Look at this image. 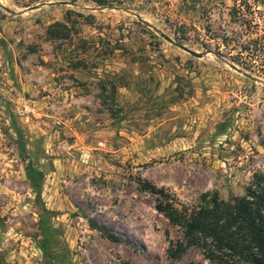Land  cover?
Returning a JSON list of instances; mask_svg holds the SVG:
<instances>
[{"label":"rangeland","instance_id":"1","mask_svg":"<svg viewBox=\"0 0 264 264\" xmlns=\"http://www.w3.org/2000/svg\"><path fill=\"white\" fill-rule=\"evenodd\" d=\"M104 1L0 0V264H219L169 256L140 181L196 204L264 169V0Z\"/></svg>","mask_w":264,"mask_h":264},{"label":"trees","instance_id":"2","mask_svg":"<svg viewBox=\"0 0 264 264\" xmlns=\"http://www.w3.org/2000/svg\"><path fill=\"white\" fill-rule=\"evenodd\" d=\"M99 3L105 5L106 1ZM140 183L145 191L156 196V210L182 234V239L170 245L171 258L179 259L189 249L196 248L214 263L264 264V169L253 174L244 195L226 200L217 190L206 191L196 204L183 202L167 188H159L147 180ZM88 222L91 229L106 238L120 241L96 221Z\"/></svg>","mask_w":264,"mask_h":264},{"label":"water","instance_id":"3","mask_svg":"<svg viewBox=\"0 0 264 264\" xmlns=\"http://www.w3.org/2000/svg\"><path fill=\"white\" fill-rule=\"evenodd\" d=\"M66 3H67V2H65V1H61V2H60V4H66ZM45 5H51V3H44V4L40 5V6H39V5H37V6H33V7L30 8L28 11L36 10V9L40 8L41 6H45ZM134 15H135L139 20H142L141 17H140V15H137V14H134ZM142 21H144V20H142ZM154 28H155V27H154ZM155 30L159 31V30L156 29V28H155ZM159 33H160V35H161L165 40H167V41L170 42L171 44L177 46V47L180 48L181 50H183V51L189 53L190 55H192V56H194V57H196V58H202V57L204 56L203 53L197 52V51H195V50L189 48L188 46H186V45H184V44H182V43H179V42L175 41L173 38H171L170 36H168V35L165 34L164 32L159 31ZM231 67H232L234 70H236V71H238V72L244 74L245 76L249 77L250 79H252V80H254V81H258L257 78H255V77H253V76H250L248 73L244 72L243 70H241L240 68H238L236 65L231 64Z\"/></svg>","mask_w":264,"mask_h":264}]
</instances>
